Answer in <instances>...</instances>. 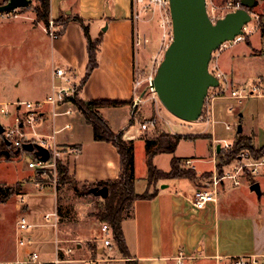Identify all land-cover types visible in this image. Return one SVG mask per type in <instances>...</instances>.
<instances>
[{
  "label": "crops",
  "instance_id": "0c3cea01",
  "mask_svg": "<svg viewBox=\"0 0 264 264\" xmlns=\"http://www.w3.org/2000/svg\"><path fill=\"white\" fill-rule=\"evenodd\" d=\"M5 1L0 0V4ZM31 4L33 5V2ZM49 9L50 18L54 21L61 15L80 16L88 24L92 39L100 34L102 37L97 54L98 66L81 88L78 98L85 101L132 100L136 65L141 59L135 48L139 22L133 18L132 0H50ZM18 15L13 18L16 21H0V25H9L10 32L14 29L15 34L20 37L18 45L28 44L33 49L31 55L35 58L42 50L45 51L43 66L41 62H37V67H42L36 72L38 77L43 74V83L39 82V87L43 85L46 89L44 98L41 99H46L52 92L54 82L59 81L54 77V69L57 67L70 70L76 80L81 81L87 68V51L80 26L69 23L64 33L53 39L45 32L42 23L34 24L35 16L32 10L20 12ZM104 25L105 30L102 31ZM261 36L264 37V32ZM246 44L250 47L249 50H244L246 53L234 51V54L231 53V61L222 60L225 50L217 54L214 64L224 74L226 82L222 89L225 91L229 86L240 83L235 58L249 56L254 59L264 55L263 48H252L250 39ZM238 45L236 43L232 47ZM254 50H258V54H255ZM234 65L235 68H232ZM261 78L263 77L259 76V79ZM219 90L215 89V92ZM11 102L32 101H20L16 98ZM214 106H211L207 125L213 124L212 117L216 115ZM123 107H128L131 114L130 105ZM48 109L45 111L48 112ZM23 111L22 106H15L13 114L17 115ZM62 117H67L66 121L69 123L80 117L78 132H73V125L72 131L61 130L67 122L57 124V118L54 122L42 121L36 127L41 132L39 134L49 135L54 123L59 130L55 141L59 134L65 133L62 141L57 144L78 148L79 152L71 156L68 163V174L74 182L84 185L118 179L121 173L120 157L115 146L109 142L94 140L92 126L79 111L71 117L60 118ZM239 117L240 133L250 136L257 147H262L264 140L258 143L256 132L240 125L242 116ZM104 120L111 129L110 123ZM47 122L51 123V130L48 134H43L41 126ZM215 127V124L211 126V132L208 134H183L190 136L189 139L197 136L208 137L211 161L183 159L191 161L188 168L194 169L198 176L217 170L215 145H218L220 139H217ZM111 131H123V138L132 142L141 139L142 134L137 124L131 120L122 124L119 129ZM17 153L26 156V153L30 152L23 149ZM9 158L1 157L0 161L16 168L19 162L10 161ZM197 163H210L212 167L198 170L195 165ZM18 170L20 177L13 183L5 181L4 176L0 179V186H15L21 183L18 194L0 202V264H34L28 262L31 252H37L41 261L52 264L59 258L56 264H175V258L179 254L184 257L182 264H233L234 258L242 255H255L259 264L264 262V183L261 182L264 180V171L255 178H243L241 185L237 187H232L229 183L222 184L217 201L209 202L203 209L195 208L190 202L196 185L193 180L170 179L149 185L146 176L144 187L140 190H137L134 180L137 194L147 192L152 196L135 200L130 210L125 212L121 230L127 255H123L115 243L112 230L105 233L101 227L102 239H99V235L82 226L83 218L79 223L65 218L63 206L58 204L55 192L48 188L39 189L32 180L22 183L23 178L27 176L26 172L30 170ZM254 184L258 185V193L251 188ZM21 198L24 199L23 202L20 201ZM51 213H57L56 222L53 219L44 220V216ZM21 216H25L33 225L29 232L33 240L31 246L18 244L17 221ZM104 239L111 240V249L104 246ZM67 249L72 250L69 255L65 253Z\"/></svg>",
  "mask_w": 264,
  "mask_h": 264
},
{
  "label": "rangeland",
  "instance_id": "374dc122",
  "mask_svg": "<svg viewBox=\"0 0 264 264\" xmlns=\"http://www.w3.org/2000/svg\"><path fill=\"white\" fill-rule=\"evenodd\" d=\"M229 2L230 0H206L207 13L213 22L223 18L227 13L233 12L232 7H228ZM132 5L134 13L133 18L136 22H139V31L135 35V43L137 39H139L140 44H135V48L141 57L136 65L135 80L139 81L140 83L135 93H137V95L142 93V102L136 108L134 115L132 114L131 105V114H129L128 107H111L100 109L99 115L110 123V127L113 130L119 129L122 124H127L130 120L133 123L135 122L136 125L137 121L141 122L143 119L150 117H154L156 119V131L153 133H142L140 135L141 139L133 142L134 178L136 181L137 190L143 189L145 178L147 176V150L143 140L144 137H151L155 133L159 132H169L180 135L208 134L211 132V126L215 124V130L218 135L217 139H220L218 145H223L224 142H232L233 144L235 137L234 135L236 133L237 126L239 125V115H241L242 119L240 125L256 132V141L258 143L263 141V90H260L256 95L248 96L241 101L236 99H228L226 97L229 95L231 89L240 87L245 88L247 91L252 86V84L259 79V76L264 78V55H259L260 57H256L254 59H251L249 56L244 58L239 57L238 59L235 58L234 60L236 61L234 62H236L235 64L236 69L238 70V76L240 75L239 85L229 86L223 93H219L217 91L215 92V89L212 88L209 89L207 98L204 102L203 117L195 122L182 121L169 113L159 101L157 94L149 89V80L150 78L153 80L156 70L163 60L164 52L172 40V25L171 29L167 27L163 28L161 25L162 21L166 17L170 18L169 6L163 8L149 5L141 8V5H138L136 0H132ZM250 12L251 20L247 24V27L248 30L252 31V33L245 42L242 41L238 43L239 45L236 47H232V45H234L232 41L229 42V44L227 43L226 47L223 48V50H225L222 54L223 61H229V59L230 61L233 60L232 54H234V51L246 53L245 51L249 50L250 48L246 44L249 42V39L252 48L264 49V37L261 36V31L258 27L259 20H261V18L264 20V0H256L254 8H252ZM135 15H138V18H136ZM12 19L9 20V18L1 17L0 21L10 22L15 20ZM104 28L105 25L101 28V30L104 31ZM8 29L10 30L9 25L4 23L0 25V107H3V104H7V107L9 108V115L5 116L0 113V123L6 128H12L14 126L13 119L16 116L13 114L14 103L11 102L13 99L15 100L18 98L20 101L35 102L37 100L42 101L41 98H44L46 89L43 85L39 87V82L43 83V74H40L41 76L38 77L36 72L43 66L42 62H44L46 56L45 51L43 50L41 53H39L37 58L32 56L33 49L30 48L28 44L18 45L20 37L15 34L14 29L11 32ZM220 52L221 50H216L212 53V58L209 63V70H212L211 66L217 60V54ZM254 52L255 54H258L259 51L254 50ZM37 62H41L42 66L40 68L37 67ZM232 68H235V65ZM53 85L59 86L60 81H55ZM215 97L218 98L214 100ZM211 106L212 108L213 106L216 108V115L214 114L212 117L215 121L213 120V124L207 125L205 121L207 120V113H211ZM230 107L233 108L231 112L229 111ZM17 115H19V113H17ZM134 118L136 119L135 121ZM66 120L67 117H58L56 119L57 124L60 125ZM79 120L80 117L74 121H70L75 127L73 131L74 133L78 132ZM167 121L171 124H169ZM226 125H231L232 130H225ZM41 127L43 134H48L51 130V123L47 122ZM34 129L37 133H41L38 131L37 127ZM87 131L90 130L87 129ZM24 132L33 133V129L26 128L24 129ZM64 134L65 133L59 134L56 137V143L62 141ZM241 134L248 136L243 132ZM252 143L254 146H256L253 140ZM218 145H215V150ZM220 150L223 153L226 151V149H223L222 147ZM174 156L181 159L187 158L191 160L211 161L208 137L197 136L193 139H183L181 142H179L173 154H159L152 159V163L157 169L168 171L170 160ZM30 158H32L31 153H26V156H23L22 153H19L18 155H12V157L9 158L10 161L13 160L19 162L16 168L12 167L14 165H9V167L0 161V179H3L2 176H4L5 181L8 183H13L16 181V179L18 180V177H20V175L17 174L19 173V168H27V170H30L27 167V160ZM232 161L233 160H231L228 164H230ZM63 162L68 166L69 158H65ZM195 165L197 166L198 170L206 168L211 169L212 167V164L210 163H197ZM26 174L27 176L23 178L24 180L22 183L32 180L35 185L41 183L43 185V189L48 188L53 190L55 192L58 204L63 206L62 211L66 215L65 218H71L73 223H79L81 218H83L82 226L87 228V230H91L93 234L99 235V239H102V233L100 232L102 223L98 221L94 215L97 213L98 209L102 207L104 197L97 193L100 189L97 188L94 183L84 185H77L75 183L77 188L76 191L74 184L65 183L59 185L57 176L53 177L49 174V176L38 177L33 170H30V172L27 171ZM211 174L212 173H204L198 176L196 173L195 178L192 180L196 183V185H198L206 178L210 177ZM68 176L71 177L69 174ZM245 177L255 178L248 173H246L243 178ZM160 181L163 180H159L157 182ZM261 182L264 183V180ZM16 185L20 187L21 183ZM36 187L38 186L36 185ZM39 189L42 188L40 187ZM262 201H264V198Z\"/></svg>",
  "mask_w": 264,
  "mask_h": 264
},
{
  "label": "built area",
  "instance_id": "2783aa9c",
  "mask_svg": "<svg viewBox=\"0 0 264 264\" xmlns=\"http://www.w3.org/2000/svg\"><path fill=\"white\" fill-rule=\"evenodd\" d=\"M138 5H141V8L145 6L152 5L154 7H163L166 8L169 6L168 0H136ZM228 7H232L233 11L242 8L241 0H230L228 3ZM19 9L15 11H11L9 13L0 14L2 17L6 18H17L19 15ZM209 16V14H208ZM138 18V15H135ZM210 18V17H209ZM211 19V18H210ZM212 21V20H211ZM163 28L171 29V20L169 17H166L162 21ZM45 32L51 37H58L55 28V22L53 19H49L47 26L44 27ZM252 33L251 30H248L247 25L242 28V34L238 35L232 40L233 44L245 41L246 37H249ZM231 42V41H230ZM227 43H224L219 47L218 50H223L226 47ZM136 45L140 44V40L137 39ZM217 50V51H218ZM211 61V60H210ZM212 70L209 72L218 80L219 86L217 88L212 89H220L219 93L225 92L222 87L225 85V77L224 74L217 68L215 64L211 66ZM54 77L58 78L60 81L59 86L52 87L51 94L42 101L36 102H15L14 107H23L24 111L19 115L14 117V126L12 128H5L4 137L10 141L15 152H20L24 148L23 146L26 144L39 145L49 151V159L47 161H42L40 158L36 157L34 152H30L32 154V158L28 159L27 167L30 170H33L37 176H49L53 177L57 176V162L64 160L65 158H70L73 155H76L79 150L74 146H61L56 143L55 136L59 130L56 129L54 123L52 125V133L49 135H42L35 131V127L42 121L54 120L61 116L71 117L75 113L78 112V109L71 102V99L78 97L80 92V81L76 80V76L70 70H67L62 67H57L54 69ZM152 79V78H150ZM150 81V80H149ZM139 81H134V96L132 99V114L134 115L136 108L142 102V93L137 95L136 90L139 86ZM263 90L264 93V78L258 79L255 81L252 86L249 88L248 93L245 88H234L231 89L229 95L226 97L228 99H236L243 100L248 96L256 95L259 91ZM207 98V97H206ZM66 107V108H64ZM204 107V106H203ZM46 108L48 112L45 111ZM64 108V109H62ZM232 107L229 108V111H232ZM0 113L7 116L9 115V108L7 104H3V107H0ZM210 112L207 113L208 122L210 119ZM203 117V110L200 118ZM199 118V119H200ZM136 119L134 118V121ZM138 129L141 133L149 132L153 133L157 128V121L154 117H150L147 119H143V121H137ZM31 128L33 129V133H26L24 129ZM73 126L71 123L67 122L64 124L61 130L72 131ZM226 129H232L231 125H226ZM223 149H230L232 147V142L227 143L224 142L223 145H220ZM183 164L188 166L191 164L190 160H184ZM262 171H264V154L258 158H255L251 155L248 150H242L238 156L230 163L225 165L222 168L221 172L215 170L210 177L206 178L203 182L196 185L193 188L190 202L197 209H203L209 202H216L221 185L224 183H229L232 187H237L241 185L243 177L248 173L249 175L256 177L259 176ZM39 188L43 189V185L41 183L36 184ZM21 202L24 201L23 198L20 199ZM53 219L54 222L57 221L58 215L57 213H51L44 216V220L48 221ZM33 225L28 221L25 216H21L17 221L18 228V244L20 246H31L33 244V240L29 236V232ZM102 231L105 233H109L111 228L107 223L102 225ZM104 246L111 249L112 243L110 239L103 240ZM72 252L71 249H67L65 251L66 255H69ZM183 256L179 254L175 258V264H182ZM60 260L57 259L54 264H56ZM29 263L34 264H52L48 262H43L40 260L39 254L37 252H31L28 258ZM233 264H259L258 257L255 255H242L237 256L233 260ZM264 264V262L260 263Z\"/></svg>",
  "mask_w": 264,
  "mask_h": 264
},
{
  "label": "trees",
  "instance_id": "16d2710c",
  "mask_svg": "<svg viewBox=\"0 0 264 264\" xmlns=\"http://www.w3.org/2000/svg\"><path fill=\"white\" fill-rule=\"evenodd\" d=\"M6 0L4 3H6ZM50 0H32L33 5H29L27 8L19 9V12L26 10H32L34 13V24L42 23L43 26H47L50 19ZM133 8V5H132ZM133 10V9H132ZM133 12V11H132ZM55 22L56 33L58 36L62 35L66 26L69 23H76L82 29L84 39L86 42L87 51V68L83 78L80 81V89L83 87L90 74L98 66L97 54L99 51V45L101 43V34L99 37L92 39L89 33V26L78 15L66 16L61 15ZM261 33L264 32V20H259V26ZM248 39L246 37L245 41ZM71 102L75 105L84 119L92 126L93 139L96 141H105L111 143L117 149L120 157V176L116 180H108L94 183L97 188H106L107 195L104 197L103 205L98 209L94 215L101 223H107L113 233V238L117 244L118 249L123 255H127V248L123 238L121 230V221L132 206V203L138 199L150 198L147 192L143 194H137L134 187V156H133V142L125 140L123 138V131L114 133L109 128L106 121L99 115V110L103 108L111 107H123L132 105V100H89L85 101L78 97L71 99ZM0 157H12V155H18L12 147L9 140L4 137V134L0 135ZM191 138L188 135L172 134L169 132L155 133L151 137H144L146 150H147V182L148 184L156 183L159 180L170 179H194L196 172L194 169L185 167L183 159L178 157H172L170 161V169L168 171H162L157 169L152 159L158 154H173L177 148V145L181 139ZM9 142V145H8ZM242 150H248L255 158L264 154V145L262 147L254 146L252 138L245 136L239 132H236L232 147L226 150L224 153L220 150L216 154L217 157V170L222 171V168L227 165L231 160H234ZM57 180L59 185L70 183L76 184L74 180L68 176V166L62 161L57 162ZM72 182V183H71ZM77 191V188L75 189ZM18 194V186H0V202H5L13 195ZM127 264H137L136 262H127Z\"/></svg>",
  "mask_w": 264,
  "mask_h": 264
},
{
  "label": "water",
  "instance_id": "95a60500",
  "mask_svg": "<svg viewBox=\"0 0 264 264\" xmlns=\"http://www.w3.org/2000/svg\"><path fill=\"white\" fill-rule=\"evenodd\" d=\"M168 1L172 40L153 78L154 92L173 116L185 122H195L202 114L209 89L219 86L208 70L212 53L242 34V28L251 20L250 10L256 0H241L242 8L215 22L208 16L206 0ZM31 3L32 0H8L0 4V14L27 8ZM4 130L0 123V135ZM237 132H241L240 126ZM23 148L27 152L35 149V156L42 161L49 159V151L42 146L26 144ZM220 148V145L216 147L217 153ZM251 188L259 192L257 184ZM97 193L105 197L107 189L101 188Z\"/></svg>",
  "mask_w": 264,
  "mask_h": 264
},
{
  "label": "bare ground",
  "instance_id": "6f19581e",
  "mask_svg": "<svg viewBox=\"0 0 264 264\" xmlns=\"http://www.w3.org/2000/svg\"><path fill=\"white\" fill-rule=\"evenodd\" d=\"M149 89L154 92V85H153V80L150 79L149 81Z\"/></svg>",
  "mask_w": 264,
  "mask_h": 264
}]
</instances>
